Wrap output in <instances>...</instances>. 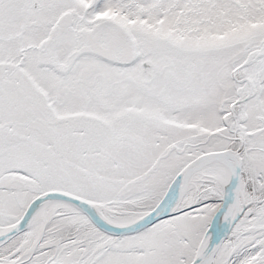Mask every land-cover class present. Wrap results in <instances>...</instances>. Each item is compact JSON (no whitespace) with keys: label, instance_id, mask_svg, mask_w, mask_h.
I'll return each mask as SVG.
<instances>
[{"label":"snow or ice","instance_id":"snow-or-ice-1","mask_svg":"<svg viewBox=\"0 0 264 264\" xmlns=\"http://www.w3.org/2000/svg\"><path fill=\"white\" fill-rule=\"evenodd\" d=\"M0 264H264V0H0Z\"/></svg>","mask_w":264,"mask_h":264}]
</instances>
